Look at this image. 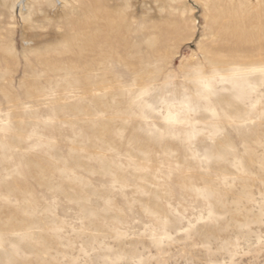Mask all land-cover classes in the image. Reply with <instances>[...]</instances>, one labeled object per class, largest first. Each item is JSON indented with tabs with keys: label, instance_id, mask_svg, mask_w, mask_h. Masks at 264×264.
Returning a JSON list of instances; mask_svg holds the SVG:
<instances>
[{
	"label": "rangeland",
	"instance_id": "rangeland-1",
	"mask_svg": "<svg viewBox=\"0 0 264 264\" xmlns=\"http://www.w3.org/2000/svg\"><path fill=\"white\" fill-rule=\"evenodd\" d=\"M134 1L141 62L28 50L70 0H0V264H264V0Z\"/></svg>",
	"mask_w": 264,
	"mask_h": 264
},
{
	"label": "bare ground",
	"instance_id": "bare-ground-1",
	"mask_svg": "<svg viewBox=\"0 0 264 264\" xmlns=\"http://www.w3.org/2000/svg\"><path fill=\"white\" fill-rule=\"evenodd\" d=\"M47 1L49 4L54 2ZM59 1L61 0H55L54 5ZM19 3L23 7L27 6V0H19ZM140 12L142 10L134 0H70L62 16L76 17H73L72 21L65 20L66 23H70V27L64 28L66 23L62 19L55 23L58 29L53 26L51 29L35 31L32 27L33 21L27 19L26 28L29 32H25L24 39L30 42L28 50L63 47L66 52L72 51L68 45L74 44L75 51L92 56L93 61L105 62L122 51H127L132 61L141 62L143 44L152 40L155 30L147 31V28L151 30L147 27V20L149 23L152 16L151 18L139 16Z\"/></svg>",
	"mask_w": 264,
	"mask_h": 264
},
{
	"label": "snow or ice",
	"instance_id": "snow-or-ice-1",
	"mask_svg": "<svg viewBox=\"0 0 264 264\" xmlns=\"http://www.w3.org/2000/svg\"><path fill=\"white\" fill-rule=\"evenodd\" d=\"M257 71L261 72L262 74H264V67H261L260 69H257ZM215 73H213V75L211 77H208V78H205L202 83L204 84L205 88L207 89V92H208V95L211 96L212 94V89L211 87H209L210 85V82L212 79L215 78ZM152 95V92H151V88L150 86L149 87H146L144 89L141 90V96H151ZM158 106V105H157ZM185 107V106H182V108ZM166 122L169 123V124H181V123H184L185 120H184V113L183 112H175L173 113V111L171 110V106H170V109H169V112H168V115L166 117Z\"/></svg>",
	"mask_w": 264,
	"mask_h": 264
}]
</instances>
